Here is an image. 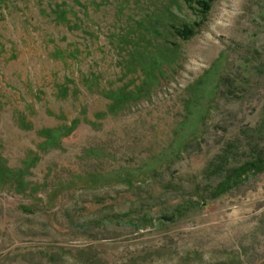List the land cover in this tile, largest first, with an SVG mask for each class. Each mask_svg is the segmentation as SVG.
Instances as JSON below:
<instances>
[{
	"label": "rangeland",
	"instance_id": "rangeland-1",
	"mask_svg": "<svg viewBox=\"0 0 264 264\" xmlns=\"http://www.w3.org/2000/svg\"><path fill=\"white\" fill-rule=\"evenodd\" d=\"M188 4L0 0V264H264V0Z\"/></svg>",
	"mask_w": 264,
	"mask_h": 264
},
{
	"label": "trees",
	"instance_id": "trees-1",
	"mask_svg": "<svg viewBox=\"0 0 264 264\" xmlns=\"http://www.w3.org/2000/svg\"><path fill=\"white\" fill-rule=\"evenodd\" d=\"M218 0H187L190 9L197 12L198 22L193 25H183L182 27H174L176 35L179 36L184 41L191 40L198 31L203 27L204 23L207 21L214 4ZM254 149V150H253ZM253 157L252 159L240 166L228 168L226 172L223 173L224 158H220V166L215 169L216 174L222 173V178L220 183L212 191V199H218L221 196L227 194L231 189L241 185L248 175L250 174H260L264 172V147L258 149V146L252 148Z\"/></svg>",
	"mask_w": 264,
	"mask_h": 264
}]
</instances>
